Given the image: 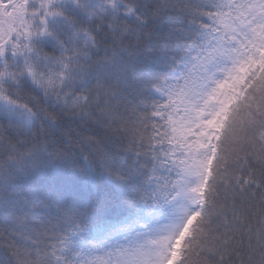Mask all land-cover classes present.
Masks as SVG:
<instances>
[{"label":"snow or ice","instance_id":"6c2138e0","mask_svg":"<svg viewBox=\"0 0 264 264\" xmlns=\"http://www.w3.org/2000/svg\"><path fill=\"white\" fill-rule=\"evenodd\" d=\"M0 264H264V0H0Z\"/></svg>","mask_w":264,"mask_h":264}]
</instances>
